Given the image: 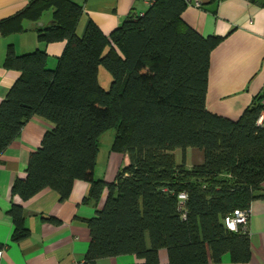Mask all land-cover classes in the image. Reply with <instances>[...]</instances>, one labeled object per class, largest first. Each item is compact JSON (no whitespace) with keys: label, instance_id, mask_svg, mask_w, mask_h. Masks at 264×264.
Listing matches in <instances>:
<instances>
[{"label":"trees","instance_id":"obj_1","mask_svg":"<svg viewBox=\"0 0 264 264\" xmlns=\"http://www.w3.org/2000/svg\"><path fill=\"white\" fill-rule=\"evenodd\" d=\"M186 6L156 0L108 36L91 22L78 34L82 10L70 0H31L0 21L4 36L21 33L23 21L38 23L50 10V23L34 29L37 41L65 42L53 69L44 50L18 56L7 48L4 68L20 75L0 102V158L38 116L51 128L11 196L26 202L49 189L64 202L83 181L89 185L83 203L96 208L107 191L102 208L84 221V264L124 255L134 264H159L160 250L167 264H219L225 254L234 264L250 259L248 228L231 232L224 222L262 197L264 127L257 121L264 107L257 97L236 121L207 110L210 56L221 38L186 25ZM109 131L110 150L129 159L111 183L95 179L99 140ZM188 150L198 151L202 163L188 168ZM7 215L11 241L26 239L23 207L12 203Z\"/></svg>","mask_w":264,"mask_h":264},{"label":"crops","instance_id":"obj_2","mask_svg":"<svg viewBox=\"0 0 264 264\" xmlns=\"http://www.w3.org/2000/svg\"><path fill=\"white\" fill-rule=\"evenodd\" d=\"M31 0H0V21L23 10ZM82 10L76 32L82 34L87 23H93L108 36L124 21L147 10L141 0H70ZM187 6L181 15L183 22L203 37H218L220 42L210 56L207 81L206 108L211 113L236 121L260 97L264 107V0H185ZM48 12L50 15L45 16ZM51 21V11L43 13L38 23L23 21L25 32L4 36L0 31V102L6 96L19 72L4 68L9 46L16 55L44 50L47 67L53 69L61 56L65 42L44 45L37 41L35 27ZM264 127V110L259 117ZM51 128L44 119L33 116L17 139L0 158V264H84L89 244L85 220L94 217L102 208L107 191H103L96 208L83 203L89 185L76 181L69 198L60 202L56 192L45 189L26 202L12 197L10 187L18 178H25L30 153L39 146L43 134ZM113 134L100 155L101 140L96 158L95 179L111 183L119 170L129 165L127 155L110 150ZM179 150L173 152L175 155ZM189 150L187 151V153ZM101 161L102 169H97ZM258 196L250 204L248 233L250 259L247 264H264V183ZM23 207L25 227L29 236L12 242L13 225L7 215L11 204ZM43 218H53L52 223ZM139 263L134 256L124 255L100 259L96 264ZM159 264H167L165 250L159 251ZM214 264V263H211ZM219 264H234L225 254Z\"/></svg>","mask_w":264,"mask_h":264},{"label":"built area","instance_id":"obj_3","mask_svg":"<svg viewBox=\"0 0 264 264\" xmlns=\"http://www.w3.org/2000/svg\"><path fill=\"white\" fill-rule=\"evenodd\" d=\"M143 4L148 8L154 4L156 0H141ZM257 124H261V119H258ZM186 196L184 194H179L178 199L184 201ZM250 218V209L247 210H235L233 214L225 219V227L231 232L237 231L238 227L243 229L247 228ZM2 257V250H0V260Z\"/></svg>","mask_w":264,"mask_h":264},{"label":"rangeland","instance_id":"obj_4","mask_svg":"<svg viewBox=\"0 0 264 264\" xmlns=\"http://www.w3.org/2000/svg\"><path fill=\"white\" fill-rule=\"evenodd\" d=\"M47 15H50V12H48L45 16H47ZM110 134H113V132L109 131V132L105 133L102 136V140L100 141L101 142V144H100V146H101L100 155H101V153H103L102 156H104L105 152L103 150L107 146L106 142L108 141ZM174 157H175V163L177 165H180L182 163V154H181V152L178 151L174 155ZM200 163H202V155L196 150H189V152L187 153V156H186V164H187L188 168H191L193 166H197ZM97 169L98 170L102 169L101 161L98 162Z\"/></svg>","mask_w":264,"mask_h":264}]
</instances>
